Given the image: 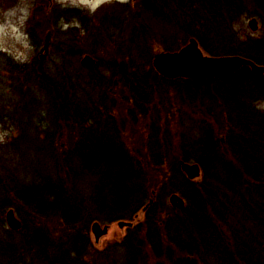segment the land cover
I'll list each match as a JSON object with an SVG mask.
<instances>
[{"label": "rangeland", "instance_id": "1", "mask_svg": "<svg viewBox=\"0 0 264 264\" xmlns=\"http://www.w3.org/2000/svg\"><path fill=\"white\" fill-rule=\"evenodd\" d=\"M53 2L0 0V117L8 118L0 124V264H62L63 249L68 246V243H60L66 241V230L69 229L62 216L39 215L36 208L25 206L17 196L21 188L39 185L49 179L62 184L65 182L71 187L77 180L80 186L75 198L87 197L90 192L86 186L90 177L80 181V178L61 173L67 166L66 161L72 159L73 155L69 153L79 141L82 129L77 121H67L62 113L58 114L60 106L57 103L65 100L63 97H50L48 91L64 84L61 92L65 94L66 84H71V81L66 82L68 72L76 75L77 86L85 87L91 93L86 105L92 109L96 120L95 126L88 129L100 128L98 121H102L104 128L110 129L115 123L119 126L122 140L131 150L146 146L140 160L148 167L150 181H157L158 184L145 202L153 199L156 208L152 213H156L157 219L160 214L167 218L177 215L170 202L174 192L180 194L187 205V199L172 184L175 179L178 185L179 178L175 176L169 180L177 163L181 168L183 159L177 152L180 147L188 146L186 138L200 136L203 122H206L212 125L218 139H225L221 130L222 120L219 114L216 115L217 105L210 104L206 98L201 105H198L199 101L188 103L186 82L179 81L186 76L179 79L170 77L159 73L153 65L157 53L179 51L189 42L191 32H203L197 25L202 21L193 19L190 10L177 8L176 0ZM253 11L262 12L258 9ZM253 17L258 19L259 28L256 31L249 27V20ZM230 25L244 39L264 35V19L259 15L242 14ZM48 30L53 31L54 36L48 54L42 59L44 52L40 49ZM87 53L100 61L96 70L81 64L82 57ZM120 69L122 75L118 74ZM128 74L129 81L125 78ZM138 74L147 77L149 89L132 85V75L135 77ZM171 79L177 80L171 84ZM137 86L148 95L145 104L134 95L129 96V93H134L130 90H138ZM125 106L134 112L127 113ZM261 107H264V102H261ZM94 108L96 112H93ZM104 108L114 109L111 118L105 115ZM118 110H121L119 115L115 113ZM141 135H145V141ZM150 149L152 152L148 154ZM159 151L158 155L164 157L160 165L155 163L158 155L154 156ZM71 200L76 202L74 198ZM10 208L22 220L23 228L13 231L9 228L6 213ZM137 214L145 218L137 230H148L155 223V218L144 217L142 211ZM94 221L89 224L91 250L84 254L81 264H130L132 258L127 255L124 243H143L142 237L137 236L138 231L133 230L136 227L121 228L117 221L98 220L102 225L110 224V229L97 243L91 231ZM84 222L85 229L88 221L85 219ZM35 228L42 230L39 232H44L47 240H55L56 245L62 247L52 251L48 249L49 253L44 250V254L40 255L41 252L38 253L39 250L32 246V235L28 234L33 232L34 235ZM43 244H47L45 236ZM162 259L158 261L166 264V259ZM69 263H74L73 256ZM136 264L143 262L138 260Z\"/></svg>", "mask_w": 264, "mask_h": 264}, {"label": "trees", "instance_id": "2", "mask_svg": "<svg viewBox=\"0 0 264 264\" xmlns=\"http://www.w3.org/2000/svg\"><path fill=\"white\" fill-rule=\"evenodd\" d=\"M176 1L177 8L190 10L193 19L202 21L197 25L205 34L193 31L190 37L196 38L205 52L213 56L241 55L264 65V35L244 39L230 25L242 14L259 15L264 19V0ZM257 9L262 12L253 11ZM99 65L98 60L94 66L85 67L96 70ZM118 74L122 75L123 71L120 69ZM178 77L182 76L174 78ZM65 78L66 82L71 81L65 86V94L61 92L64 89L61 82L58 88H50L48 93L50 97L64 98L65 101L57 103L60 106L58 114L62 113L67 121H77L82 132L69 153L73 155L72 159H67L70 162L66 161L67 166L61 173L80 178V181L90 177L86 184L90 192L87 197L75 198L80 186L77 180L75 186L70 187L65 182L62 184L49 179L39 185L21 188L17 196L25 206L36 208L39 215L62 216L69 229L66 230V241H59L68 243L66 250L63 249L61 262L70 264L69 259L73 256V264H81L84 254L91 250L90 222L133 220L149 202H145L146 198L153 195L158 183L150 181L148 167L140 160L146 146L131 150L122 140L119 126L115 123L110 129L104 128L102 121H98L100 128L88 129L95 126L96 120L92 109L86 105L91 93L85 87L77 86L73 72H68ZM125 78L129 81V74ZM177 79L168 82L172 84ZM132 80L133 86L137 84L140 88H150L145 76L132 75ZM180 80L186 82L188 103L199 101L198 105H201L207 99L210 104L217 105L216 115L219 114L222 120L221 130L225 139H218L212 125L206 122H203L200 136L186 138L190 145L180 147L177 153L183 160L198 162L202 174L198 180L189 179L180 170L177 160L172 178L169 177L170 172L167 175L170 181L175 176L179 178L178 185L175 179L172 184L187 199V205L181 209L174 207V211L178 212L176 216L167 218L160 214L158 219L156 213H152L156 208L155 202L148 207L144 217L155 218V223L151 222L153 226L148 230H137L144 222L143 218L133 227H136L133 230L138 231L137 236L142 237L143 243H124L127 255L133 261L130 264H136L138 260L143 264H165L162 258L169 264H264V107H261V102H264V74H257L251 67L243 66L226 79L186 77ZM130 91H134L129 93L130 98L134 95L141 103L147 102L145 91L139 88ZM120 111L115 113L119 115ZM104 112L111 118L114 109L104 108ZM132 112L127 109V113ZM6 121L7 117H0V124ZM141 138L144 140L146 137ZM152 149L155 151V148ZM151 152L150 149L148 154ZM163 161L164 157L158 155L155 163L160 165ZM159 169L162 171L163 166ZM72 198L76 202L72 203ZM85 219L88 225L84 229ZM34 230V235L33 232L28 234L32 235L29 237L33 240L32 246L39 250L38 253L41 252L40 255L44 254V250L49 253L48 249L52 251L62 247L57 246L55 240H47L45 233L39 232L42 230ZM44 236L47 244L42 245ZM159 258L162 260L158 261Z\"/></svg>", "mask_w": 264, "mask_h": 264}, {"label": "water", "instance_id": "3", "mask_svg": "<svg viewBox=\"0 0 264 264\" xmlns=\"http://www.w3.org/2000/svg\"><path fill=\"white\" fill-rule=\"evenodd\" d=\"M53 3V0H49ZM249 27L256 31L259 28L258 19L253 17L249 20ZM52 39V31H48L43 47L40 49L44 52L42 59L49 52L50 42ZM97 59L91 54H85L81 59V64L84 66H94ZM153 65L156 70L170 77L186 76L193 79H204L208 77H218L226 79L234 72L241 69L243 66H249L257 74H264V65L258 64L252 59L241 55H221L213 56L204 53L198 40L194 37L190 38L189 42L179 51H163L155 55ZM181 169L186 173L189 179H197L202 174L201 165L198 162L181 160ZM153 199L141 209L143 213L148 207L153 204ZM170 202L175 208H183L185 206L184 198L178 193H172ZM143 216L135 215L134 220H119L118 226L121 228L132 227L136 222L141 221ZM6 221L9 228L19 230L22 228V220L18 218L13 208H10L6 213ZM110 224L102 225L99 221H94L91 226V231L95 241L98 243L100 239L109 232Z\"/></svg>", "mask_w": 264, "mask_h": 264}, {"label": "flooded vegetation", "instance_id": "4", "mask_svg": "<svg viewBox=\"0 0 264 264\" xmlns=\"http://www.w3.org/2000/svg\"><path fill=\"white\" fill-rule=\"evenodd\" d=\"M54 36V32L52 31V37ZM135 218V217H134Z\"/></svg>", "mask_w": 264, "mask_h": 264}]
</instances>
